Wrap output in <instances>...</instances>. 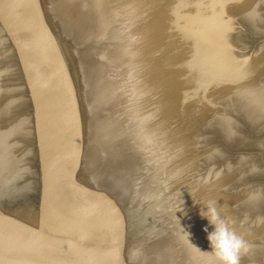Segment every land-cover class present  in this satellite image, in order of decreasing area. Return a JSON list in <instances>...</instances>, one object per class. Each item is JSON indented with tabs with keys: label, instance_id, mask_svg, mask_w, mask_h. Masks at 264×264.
I'll use <instances>...</instances> for the list:
<instances>
[{
	"label": "water",
	"instance_id": "water-1",
	"mask_svg": "<svg viewBox=\"0 0 264 264\" xmlns=\"http://www.w3.org/2000/svg\"><path fill=\"white\" fill-rule=\"evenodd\" d=\"M214 3L0 0V264H215L210 201L264 264V0Z\"/></svg>",
	"mask_w": 264,
	"mask_h": 264
},
{
	"label": "clouds",
	"instance_id": "clouds-1",
	"mask_svg": "<svg viewBox=\"0 0 264 264\" xmlns=\"http://www.w3.org/2000/svg\"><path fill=\"white\" fill-rule=\"evenodd\" d=\"M201 216L206 218L214 229L208 232L206 228L205 232L207 233L215 264H238L241 251L247 252L248 250L243 238L233 232L228 223L220 218L215 202H208L205 210L201 212ZM185 239L191 244L190 236L187 232L185 233ZM192 247L195 248L194 245Z\"/></svg>",
	"mask_w": 264,
	"mask_h": 264
},
{
	"label": "snow or ice",
	"instance_id": "snow-or-ice-1",
	"mask_svg": "<svg viewBox=\"0 0 264 264\" xmlns=\"http://www.w3.org/2000/svg\"><path fill=\"white\" fill-rule=\"evenodd\" d=\"M204 6L208 7V8L214 7V8L219 10L217 13L218 20L220 21L219 26H220V29L223 32V34L226 36L228 34V31H230V29L228 28V21L225 18V16L223 15V9L225 7V0H215L214 5H204ZM237 63L240 64L241 73H242V69L247 64V60L246 59L240 60V61H237Z\"/></svg>",
	"mask_w": 264,
	"mask_h": 264
}]
</instances>
